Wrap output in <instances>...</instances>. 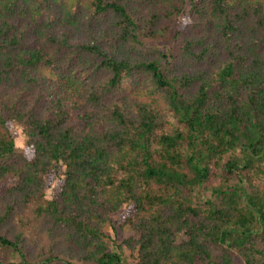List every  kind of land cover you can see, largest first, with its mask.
Here are the masks:
<instances>
[{"label": "trees", "instance_id": "trees-1", "mask_svg": "<svg viewBox=\"0 0 264 264\" xmlns=\"http://www.w3.org/2000/svg\"><path fill=\"white\" fill-rule=\"evenodd\" d=\"M130 206L135 264H264V0H0V264H129Z\"/></svg>", "mask_w": 264, "mask_h": 264}, {"label": "rangeland", "instance_id": "rangeland-1", "mask_svg": "<svg viewBox=\"0 0 264 264\" xmlns=\"http://www.w3.org/2000/svg\"><path fill=\"white\" fill-rule=\"evenodd\" d=\"M188 8L185 9V11H187ZM12 134L15 140L16 147L18 149H23L26 139L22 133V129L16 126L14 127ZM63 171V166L60 164H56L46 175L45 191L48 199H53L60 193L65 182ZM134 213L135 208L133 206L123 208L117 215L112 217V225L106 229V234L111 238V251L119 253L122 256L123 260H127L129 264H135V262L131 259L129 252L123 245V241L130 237V233L124 227V225L128 218L133 217ZM113 228H115V231H113ZM8 257L10 259H13L14 255H9Z\"/></svg>", "mask_w": 264, "mask_h": 264}]
</instances>
